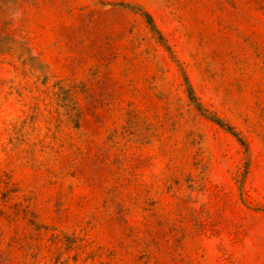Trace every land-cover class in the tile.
<instances>
[{"label": "rangeland", "instance_id": "rangeland-1", "mask_svg": "<svg viewBox=\"0 0 264 264\" xmlns=\"http://www.w3.org/2000/svg\"><path fill=\"white\" fill-rule=\"evenodd\" d=\"M0 264H264V0H0Z\"/></svg>", "mask_w": 264, "mask_h": 264}, {"label": "trees", "instance_id": "trees-1", "mask_svg": "<svg viewBox=\"0 0 264 264\" xmlns=\"http://www.w3.org/2000/svg\"><path fill=\"white\" fill-rule=\"evenodd\" d=\"M146 15V17H147V22L150 24V26L152 27V30H154V31H156L157 32V30H156V28H154L155 26H154V24L152 23V21H151V18H150V16L148 15V14H145ZM190 91V90H189ZM189 95H190V98H192L193 99V96L191 95V93L189 92ZM212 118H210V119H214V121H216V123H218V124H220V122H218L219 120L217 119V118H213V116H211ZM216 119V120H215ZM221 125V124H220ZM227 129H230V128H227ZM228 131H230L231 132V130H228ZM233 135H235L234 134V132H231ZM238 141H240V143L242 144V145H244V147H246L245 146V143L244 142H242L241 140H238Z\"/></svg>", "mask_w": 264, "mask_h": 264}]
</instances>
